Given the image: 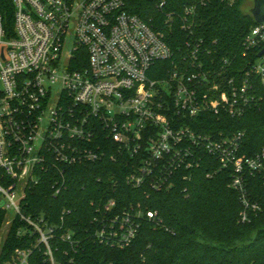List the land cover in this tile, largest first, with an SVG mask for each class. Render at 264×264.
<instances>
[{"label": "built area", "instance_id": "obj_1", "mask_svg": "<svg viewBox=\"0 0 264 264\" xmlns=\"http://www.w3.org/2000/svg\"><path fill=\"white\" fill-rule=\"evenodd\" d=\"M194 9L185 8L182 29L191 30ZM242 45L244 54L264 47V23L251 28ZM187 46L164 73L155 64L171 61L172 53L162 35L127 13L122 0H0V209L6 218L11 213L6 225L17 218L32 228L50 264L52 229L21 212L26 191L47 170L60 175L54 195L65 185L63 166L102 160L124 166L127 186L160 191L178 175L188 180L182 172L198 166L202 151L220 170L232 171L240 222L259 210L245 198L242 178L248 172L264 180V152L242 156L241 133L214 138L190 124L207 114L239 118L256 107L253 79L264 85V55L244 77L226 78L223 71H205L197 48ZM114 206L109 200L103 209ZM139 215L107 218L96 240L128 246ZM30 253L16 250L5 264H28Z\"/></svg>", "mask_w": 264, "mask_h": 264}, {"label": "trees", "instance_id": "obj_2", "mask_svg": "<svg viewBox=\"0 0 264 264\" xmlns=\"http://www.w3.org/2000/svg\"><path fill=\"white\" fill-rule=\"evenodd\" d=\"M127 13L137 16L150 29L162 35L172 53L171 61L155 64L162 72L171 62L183 59L197 48L198 59L212 75L223 71L226 78L244 77L249 65L264 47L243 52L242 41L257 23L244 13V0L227 4L221 0H122ZM162 4V5H161ZM161 5V6H160ZM194 7L182 29L185 8ZM258 105L239 118L226 114L204 115L191 120L192 130L230 138L241 133L239 154L254 158L264 152V85L253 79ZM199 164L188 180L174 177L169 189H134L124 182L127 171L120 163H96L62 167L64 187L54 195L58 172L47 170L37 185L26 191L21 212L33 222L52 229L48 241L55 264H264V180L260 174L245 172L242 178L245 198L259 207L240 222L243 210L240 193L231 187L232 171L220 170L216 159L201 151ZM113 200L110 212L104 205ZM136 214L137 231L124 248L100 244L95 233L107 218L123 212ZM156 213V219L146 217ZM6 212L0 209V231ZM20 232V233H19ZM69 235L70 241L63 240ZM16 250L31 251L28 264H50L45 246L25 222L15 218L8 226L0 250V264Z\"/></svg>", "mask_w": 264, "mask_h": 264}, {"label": "water", "instance_id": "obj_3", "mask_svg": "<svg viewBox=\"0 0 264 264\" xmlns=\"http://www.w3.org/2000/svg\"><path fill=\"white\" fill-rule=\"evenodd\" d=\"M250 13L257 23H264V0H254ZM262 55L264 51L261 52L260 56Z\"/></svg>", "mask_w": 264, "mask_h": 264}, {"label": "rangeland", "instance_id": "obj_4", "mask_svg": "<svg viewBox=\"0 0 264 264\" xmlns=\"http://www.w3.org/2000/svg\"><path fill=\"white\" fill-rule=\"evenodd\" d=\"M253 1L254 0H244L243 3H242V10L244 13H250L252 7H253ZM11 217V213L9 212L8 213V218H6V221L5 223L8 221V219ZM4 223L1 231H0V250H1V246H2V243L6 237V234H7V231H8V225H6Z\"/></svg>", "mask_w": 264, "mask_h": 264}]
</instances>
